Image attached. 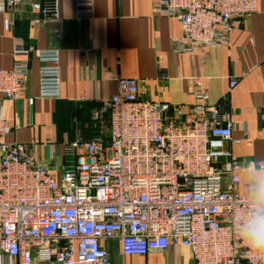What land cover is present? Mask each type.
Masks as SVG:
<instances>
[{"label":"built area","instance_id":"obj_1","mask_svg":"<svg viewBox=\"0 0 264 264\" xmlns=\"http://www.w3.org/2000/svg\"><path fill=\"white\" fill-rule=\"evenodd\" d=\"M260 1L157 0L154 12L175 18L183 33L177 49L194 52L227 44ZM25 3L0 0L8 30ZM58 5L30 4L39 14L34 23L57 19ZM94 12L95 0H75L78 22ZM32 53L22 40L14 41L17 61L0 70L6 99L24 94ZM35 53L43 64L40 97L59 98V51ZM193 96L189 111L146 102L136 80L118 78L116 94L93 115L109 117V138L66 145L60 181L27 145L7 143L11 129L0 118V264H112L103 246L108 241L119 242L122 256L178 246L190 250L193 264H250L234 224L242 221L250 189L260 183H242L244 167L230 149V112L211 104L201 87ZM260 113L264 119V109Z\"/></svg>","mask_w":264,"mask_h":264},{"label":"crops","instance_id":"obj_2","mask_svg":"<svg viewBox=\"0 0 264 264\" xmlns=\"http://www.w3.org/2000/svg\"><path fill=\"white\" fill-rule=\"evenodd\" d=\"M156 2L95 0L94 16L78 22L75 0H59V17L37 25L39 14L30 4L44 0H28L18 8L10 30L8 16L0 14V70H11L16 63V39L34 50L24 94L15 101L0 95V118L11 129L7 143L27 145L36 162L60 181L66 145L109 138V117L95 120L93 115L116 94L118 78L136 80L140 100L184 111L195 105L193 94L201 87L211 104L231 114L230 149L244 167L242 183H264L259 169L264 165V0L255 14L234 27L227 44L194 52L177 49L181 25L156 14ZM50 50L59 51V98L39 94L43 64L35 52ZM103 246L112 264H193L190 250L183 247L122 256L118 241Z\"/></svg>","mask_w":264,"mask_h":264},{"label":"clouds","instance_id":"obj_3","mask_svg":"<svg viewBox=\"0 0 264 264\" xmlns=\"http://www.w3.org/2000/svg\"><path fill=\"white\" fill-rule=\"evenodd\" d=\"M234 230L250 264H264V183L250 189L245 214Z\"/></svg>","mask_w":264,"mask_h":264}]
</instances>
